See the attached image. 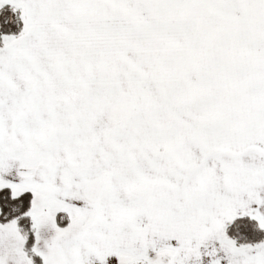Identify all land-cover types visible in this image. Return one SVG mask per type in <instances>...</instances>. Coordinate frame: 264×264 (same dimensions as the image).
Listing matches in <instances>:
<instances>
[{
    "label": "snow or ice",
    "instance_id": "obj_1",
    "mask_svg": "<svg viewBox=\"0 0 264 264\" xmlns=\"http://www.w3.org/2000/svg\"><path fill=\"white\" fill-rule=\"evenodd\" d=\"M0 264H264V0H0Z\"/></svg>",
    "mask_w": 264,
    "mask_h": 264
}]
</instances>
